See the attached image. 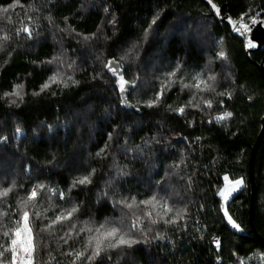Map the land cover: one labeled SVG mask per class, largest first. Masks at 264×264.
<instances>
[{"label": "trees", "instance_id": "1", "mask_svg": "<svg viewBox=\"0 0 264 264\" xmlns=\"http://www.w3.org/2000/svg\"><path fill=\"white\" fill-rule=\"evenodd\" d=\"M11 2L12 0H0V5ZM46 2L47 0H20L25 6L30 3L39 6ZM105 2L117 16L115 36L111 27L105 25L101 38L89 47L83 43L78 45L73 36L58 31L66 27L62 20L68 17L67 24L77 33L96 32L97 25L101 24L104 17L100 5ZM213 2L222 8V15L228 13L233 18L248 8L254 11L264 8V0ZM54 3L56 6L51 12L53 26H49L46 19H40L41 33L35 43L20 40L14 50L9 49L12 52L10 57L6 52H0V95L10 92L14 84L21 82L28 93L19 107L9 109L0 100V131L9 137L11 146L9 149L0 147V173L6 174L5 186L11 178H15L18 184L23 183L25 188L36 179H41L66 191L69 182L76 175V168L82 171L95 168L93 184L85 190L72 191L74 200L83 201L81 218L94 215L97 220H102L105 216L118 214L104 200L97 203V193L105 187V181L112 174V161L98 160L94 156L97 148L103 144L104 133L111 131L105 121H115L133 129L129 133L133 137L128 142L129 146L140 144L142 138L158 135L171 141L175 146L171 151L184 147L185 155L189 157L187 170L181 172L185 179L171 176L164 184L172 193L173 200L187 204L191 217L187 231H184L183 226L179 229L161 228L168 239L135 246L136 250L127 253L126 260H122L120 264H217L214 237L221 240V264H236V257L232 252L244 258L253 252H264V245L249 223V160L264 119V76L258 68L264 59V49L248 54L244 38L219 21L204 0H54ZM161 7L165 9L158 22L162 25L159 29L161 35L155 41L161 40L168 33L172 42L169 44L165 40L157 43L149 38L144 45L149 54L142 53L140 60L130 70L125 64L126 79L130 80L134 74L140 77L136 90H129L128 101L135 105L137 100L151 96L153 87L157 84L154 77L166 70L170 61L178 58L186 62L185 68L189 73L204 69L217 74V91L232 92L231 100L227 96L218 98L224 100L223 109L214 103L213 110L205 113L193 110L184 117L168 111L166 105L171 104L176 108L188 99L187 91L181 92L179 84L172 87L165 104L158 109L141 107V114L136 115L134 109L121 108L118 93L113 87L115 80L106 70L101 71L100 60L106 62L117 49L137 41L153 11H158ZM7 15L16 24L25 19V12L19 7ZM41 15L46 16L47 12L41 9ZM178 21L183 23L169 31V26ZM0 27L9 26L4 19H0ZM103 36L108 39L105 40ZM221 38L222 44L219 42ZM62 48L66 49L67 56L76 59L81 65V69L75 73L79 85L63 90L53 87L51 91L57 93L55 96L51 92L32 96L31 93L38 90L52 67L41 62L50 59ZM219 50L227 52V61L216 58L215 53ZM82 61L84 62L81 63ZM145 61L150 63L145 66ZM97 71L101 74L93 79ZM249 95L253 97L252 100H248ZM70 108L77 111L90 108L89 122L77 124L73 128L75 118L66 114ZM106 110L111 113L110 119ZM223 110L233 112V117L221 124L214 120L211 124L207 123ZM124 113L128 115L125 116ZM187 120L194 121L193 127H188ZM58 123H68L69 128H72L71 133L60 127L57 129L58 135H54L44 127L46 124L56 126ZM17 125L23 133L18 139L14 135ZM184 137H187V142ZM195 137H201V140L196 141ZM67 139H71V143L65 146ZM109 143L116 160L121 165L129 164L130 161L122 153L123 145ZM186 143L192 145L191 149L185 147ZM73 152L76 153V163L69 166L67 161L72 159ZM90 153L93 155H89ZM53 154L63 163L58 168L49 169L47 162ZM157 157L163 159H158L156 167L151 171L144 161L131 162L133 178L121 186V192L130 189L141 197L144 194L142 190L148 187V178L153 181L160 179L170 159L159 151ZM176 158L178 157H171ZM25 166H30L28 172L24 171ZM225 175L233 180L243 177L246 183L245 188L227 205L229 214L244 229L243 232L236 233L222 219L220 198L216 193L222 188ZM188 176H191L190 188L186 183ZM254 179L257 189L254 224L257 233L264 239V137L255 155ZM177 192L179 196L175 195ZM19 195L24 196L25 192L20 190ZM168 240L174 241V244ZM42 242L49 247L41 249V258L47 259V251L51 250L57 261L63 259L59 255L61 249L57 247L56 240L50 239L45 233ZM250 264H256V261L253 260Z\"/></svg>", "mask_w": 264, "mask_h": 264}, {"label": "snow or ice", "instance_id": "2", "mask_svg": "<svg viewBox=\"0 0 264 264\" xmlns=\"http://www.w3.org/2000/svg\"><path fill=\"white\" fill-rule=\"evenodd\" d=\"M206 3L216 18L221 22L226 21L233 33L244 38L246 47L259 46L255 38L251 36V32L256 25H264V8H260L259 11L248 8L237 13L236 18H233L231 15H222V8L213 0H206ZM55 6L54 0H47L45 4L39 6L34 3L25 6L20 3V0H12L7 5H0V19H4L6 25L9 26L0 27V52H6L10 57L12 52L9 49L14 50L20 40L35 43L41 33L40 19H46L49 26H53L51 12ZM17 7L25 12V19L20 20L18 24L13 22L10 15H7ZM100 8L104 17L101 24L97 25L96 32L77 33L67 24L68 17H64L62 20L66 27L58 29V31L67 32L73 36L78 45L83 43L89 47L101 38L105 25L111 27L112 34L115 36L118 28L115 11L106 2L101 4ZM41 9L47 12L46 16L41 15ZM164 11L165 9L162 7L158 11H153L151 18L147 21V26L137 41L117 49L112 58L106 62L97 57V60H100L101 71L106 70L115 80L113 87L118 93L121 108L134 109L136 115L141 114V107L158 109L165 104L167 94L172 90V87L179 84L181 92L187 91L188 99L176 108H173L171 104L166 105L168 111L184 117L186 113L193 110L201 113L213 110L214 103L223 109L224 100L218 98L227 96V99L231 100L232 92L217 91V74L204 69L189 73L185 68L186 62L178 58L175 61H170L166 70L154 77L157 84L154 85L151 96L144 100H137L135 105L128 101L127 94L129 90H136L140 77L138 74H134L130 80L126 79L125 64L129 66L128 70H130L140 60L142 53L149 54L144 45L148 43L149 38L155 41V38L161 35L159 29L162 25L158 22ZM179 23H183V21L171 24L169 31L178 28ZM103 38L108 39L107 36H103ZM172 39L174 40L175 37L173 36ZM165 40H168L169 44L172 42L169 40L168 33H165L161 40L155 42L163 43ZM219 42L222 44V38ZM215 56L221 61L228 59L225 50L217 51ZM41 63L52 67L49 70L50 74L46 75L38 90L31 93L32 96H40L46 92H51V95L55 96L57 93L51 91L53 87L63 90L79 85L80 82L75 79V73L81 69V65L77 63L76 59L67 56L66 49L62 48L60 52ZM148 63L150 61H145V66ZM100 74L97 71L92 78L96 79ZM27 94L24 83H16L10 92L0 95V100H3L5 106L11 109L13 106L19 107ZM252 99L253 97L249 95L248 100ZM90 113V108H83L82 111L70 108L66 112L75 118V122L72 124L73 128L77 124L88 123ZM124 115L128 114L124 113ZM107 117L111 118L110 112H107ZM232 117L233 112L223 110L209 119L207 123L211 124L214 120L215 123L221 124ZM186 122L188 127H193V120ZM105 123L111 128V131L104 133L103 144L97 148L94 156L98 160L110 159L112 174L105 181V187L97 193V203L104 200L118 214L105 216L102 220H97L94 215L81 218L83 201L74 200L72 191L73 189L85 190L92 185L96 173L95 168L83 171L76 168V175L69 182L66 191L41 179H36L25 188L23 183L18 184L15 178H11L5 186L6 174L0 173V264H120L122 260H126L127 253L136 250L135 246L168 239L166 232L161 231V228L179 229L183 226L184 231H187L188 220L191 218L187 204L173 200L172 193L164 187L167 178L171 176H177L180 180L185 179L181 174L182 170H187L189 161V157L185 155V148L182 147L173 152L171 149L175 146L171 141L158 135L142 138L140 144L129 146V140L133 139L129 135L133 131L132 128L126 124H117L115 121L108 123L106 120ZM44 127L54 135H58L57 129L60 127L68 129L69 133L72 131L68 123H58L56 126L46 124ZM22 134L21 128L17 125L14 131L15 137L18 139ZM183 139L187 142V137ZM195 140L200 141L201 137H195ZM109 142H115L117 145L122 144V153L130 163L136 160L144 161L148 164L150 171L156 167L158 159H163V157H157L158 151L168 156L170 162L165 165V171L160 179L153 181L152 178H148V187L142 190L144 194L141 197L132 193L130 189L121 192V186L133 178V171L130 163L121 165L116 160L114 150ZM69 143H71V139L65 141V146ZM0 147L4 149L11 147L9 137L2 131H0ZM185 147L191 149L192 145L186 143ZM18 151L17 147L16 152L18 153ZM15 154L13 153V155ZM171 157L178 158L171 159ZM61 163L63 161H58L53 154L47 162V167L55 169L60 167ZM75 163L76 153L73 152L72 159L68 160L67 164L74 166ZM29 170L30 166H25L24 171L28 172ZM223 181L225 182L224 187L216 193L220 197L222 219L236 233L243 232L244 229L232 218L226 205L235 193L245 187L244 178L239 177L229 181V177L225 175ZM186 183L190 188L191 176L187 177ZM20 190L25 192L24 196L19 195ZM175 195L179 196V193L177 192ZM200 207L203 208V205ZM45 233L50 239L57 241V247L61 249L59 255L63 258L61 261H57L51 250L47 251V259L40 257L41 249L49 247L42 242ZM168 242L174 244L172 240H168ZM213 243L217 252V264H221L219 256L221 240L214 237ZM232 255L236 257V264H250L253 260L256 261V264H264V252H253L247 258L239 257L235 252H232Z\"/></svg>", "mask_w": 264, "mask_h": 264}, {"label": "water", "instance_id": "3", "mask_svg": "<svg viewBox=\"0 0 264 264\" xmlns=\"http://www.w3.org/2000/svg\"><path fill=\"white\" fill-rule=\"evenodd\" d=\"M206 2V0H204ZM215 3V2H214ZM210 7V6H209ZM230 15L228 13L225 14ZM218 19V18H217ZM219 20V19H218ZM220 21V20H219ZM228 27H230L226 21H223ZM251 36L255 38V41L258 43V47L249 48L247 47V52L250 54L253 51L257 50H263L264 49V25H256L252 28ZM259 70L261 71L262 75L264 76V59L261 62V64L258 65ZM264 137V119L262 121V129L259 133L256 142L253 146L250 160H249V183H250V191H251V198H250V210H249V223L251 226L252 231L255 233V235L258 237L260 242L264 245V239L257 233L255 224H254V217H255V198H256V183L254 179V160L256 152L260 146L261 140Z\"/></svg>", "mask_w": 264, "mask_h": 264}, {"label": "rangeland", "instance_id": "4", "mask_svg": "<svg viewBox=\"0 0 264 264\" xmlns=\"http://www.w3.org/2000/svg\"><path fill=\"white\" fill-rule=\"evenodd\" d=\"M228 177H229V176H228ZM232 180H233V179H231V178L229 177V181H232ZM234 180H235V179H234ZM244 182H245V181H244ZM224 184H225V182L223 181V186H222V188L224 187ZM245 186H246V183H245ZM222 188H221V189H222ZM244 188H245V187H244ZM244 188H243V189H244ZM243 189H242V190H243ZM242 190H241V191H242ZM241 191L235 193V194L233 195V197H235V196H236L238 193H240ZM218 197H219V196H218ZM219 198H220V197H219ZM231 199H232V198H231ZM231 199H230V200H231ZM230 200L228 201V203L230 202ZM228 203H227V205H228ZM227 205H226V206H227Z\"/></svg>", "mask_w": 264, "mask_h": 264}]
</instances>
